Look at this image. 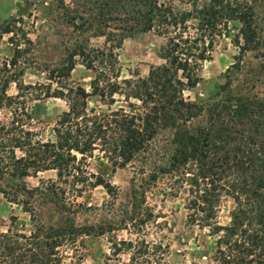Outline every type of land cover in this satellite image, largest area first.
Returning <instances> with one entry per match:
<instances>
[{"label": "trees", "instance_id": "trees-1", "mask_svg": "<svg viewBox=\"0 0 264 264\" xmlns=\"http://www.w3.org/2000/svg\"><path fill=\"white\" fill-rule=\"evenodd\" d=\"M176 1L188 8L177 7ZM79 2L80 9L93 13L92 18L98 22L93 37L103 36L105 42H111L110 48L132 32L153 31L163 37L165 41L157 53L162 63L150 66L145 77L117 83L96 68L109 57L86 51V44H79L67 54L64 68L51 69L49 75L57 79L61 74L67 76L73 69V58L81 57V64L94 74L89 91L62 84L50 92L49 85L23 84L16 80L15 72L10 73L25 51L19 47L25 33L13 28L17 20L0 26V37L9 34L13 49L7 65L0 68V111L5 110L10 117L6 122L0 120V178L7 175L22 179L53 171L54 180L46 181L44 187V182L38 180L39 189L82 190L99 186L110 193L111 185L98 173L91 174L86 160L96 152V158L104 160L111 169L123 168L144 150L157 130L169 129L172 149L166 166L148 174L139 171L132 181V212L139 210L143 198L142 193L136 198L137 189L168 175L173 180L170 189L177 187L186 194L185 224L206 230L213 238L207 264H264V101L236 98L234 104L218 102L207 108L204 125L193 128L188 124L201 116L202 106L182 96L184 90H191L198 83L197 66L209 59L217 38L230 37L238 56L256 47L251 6L238 0H207L199 7L196 0ZM107 22H118L119 26L105 32ZM231 30L236 33L229 35ZM10 84L15 89L12 95L7 93ZM114 95L134 100L137 106L130 104L132 111L126 114L121 109L99 114L87 106L89 97L102 104L108 100L110 105ZM25 97L32 102L55 98L66 105L51 126L41 131L44 138L30 128L31 123L42 121V108L35 104L26 107ZM221 196L233 202L225 225L215 219ZM65 232L51 227L44 232L40 245L46 246V252L41 264H59L53 256L54 249ZM13 236V243L25 238ZM36 236L37 232L26 239L35 240ZM10 238L0 234V245ZM5 250L7 255L13 248Z\"/></svg>", "mask_w": 264, "mask_h": 264}, {"label": "rangeland", "instance_id": "rangeland-1", "mask_svg": "<svg viewBox=\"0 0 264 264\" xmlns=\"http://www.w3.org/2000/svg\"><path fill=\"white\" fill-rule=\"evenodd\" d=\"M238 1L252 8L256 47L238 56L230 37L222 36L214 41L209 59L197 66L198 83L193 89L182 92L184 99L202 106L201 116L188 124L193 128L204 125L207 108L218 102L234 104L236 98L264 101V0ZM206 2L196 0V6ZM79 4L78 0H0V26L17 20L13 28H21L25 33L19 43L25 51L10 69V73L17 74L16 80L23 84L49 85L50 92L62 84L71 88L79 86L88 92L94 74L85 69L81 57L73 58L74 66L67 76L61 74L57 79L49 75L51 69L64 68L67 54L79 44H86V51L109 57L96 68L117 83L127 78L145 77L150 66L162 63L157 53L165 41L163 37L153 31L132 32L119 45L112 43L114 47L110 48L111 42H105L103 36L93 37L98 22L92 18L93 13H85ZM175 4L188 8L178 1ZM105 24V32L119 26L118 22ZM235 31H229V35ZM9 37V34L0 37V68L7 65L13 54ZM7 93H15L13 84L9 85ZM27 98L26 107L35 104L42 108V121L28 125L40 132L41 137L44 135L41 131L51 126L57 115L66 110V105L55 98L40 102ZM86 103L99 114L118 109L126 114L132 111L130 104L137 106L134 100L126 101L119 95H114L110 105L108 100L102 104L95 97L87 98ZM9 118L5 110L0 111L1 121ZM171 138V130H157L144 150L123 168L111 169L104 160L97 159L98 154L94 152L93 157L86 160L87 169L91 174L98 173L111 185L110 193L99 186L82 190L39 189L38 180L44 182V187L46 181L54 180L53 171L22 179L1 177L0 234L11 238L0 245V264H41L46 246L43 248L40 241L50 227L66 231L54 249L53 256L59 264H207L213 238L206 230L185 224L186 194L177 187L174 189L177 191L170 189L173 186L170 176L158 177L154 183L137 189L134 195L138 198L142 193V202L137 212L131 209L132 181L139 171L148 174L166 166L172 149ZM232 208V200L221 196L215 209L219 225L227 224ZM36 232L37 239H26ZM13 234L25 238L13 243L16 240ZM5 248H13L12 253L6 255Z\"/></svg>", "mask_w": 264, "mask_h": 264}]
</instances>
